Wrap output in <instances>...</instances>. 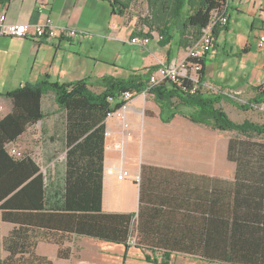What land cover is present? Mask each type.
<instances>
[{
	"label": "crops",
	"instance_id": "1",
	"mask_svg": "<svg viewBox=\"0 0 264 264\" xmlns=\"http://www.w3.org/2000/svg\"><path fill=\"white\" fill-rule=\"evenodd\" d=\"M226 3L228 24L214 37L203 66V91L245 103L253 95L251 87L264 82V48L256 45L264 33V0ZM0 18L34 25L49 20L85 33L68 39L0 36V119L11 111L5 93L43 75L59 82L124 76L132 70L133 44L141 47L145 59L139 69L187 54L176 46L175 35L160 43L158 32L135 26L134 18L125 14L113 15L102 0H0ZM135 33L149 38L146 45L133 42ZM188 70L196 78L190 66ZM53 101L51 95L43 97L46 116L6 149L27 151L35 159L33 143H23V137L61 144L63 116ZM221 107L236 122L257 121L256 109L242 112L227 101ZM120 109V115L105 119L102 210L132 215L128 243L62 231L53 225L55 219L15 215L3 220L0 214V259L9 249L24 252L26 259L32 249L51 264H264V134L192 122L188 106L164 121L148 92L133 95ZM260 115L264 119L263 111ZM232 139L237 159L228 158ZM215 250L224 257L231 253V260L217 261Z\"/></svg>",
	"mask_w": 264,
	"mask_h": 264
},
{
	"label": "trees",
	"instance_id": "2",
	"mask_svg": "<svg viewBox=\"0 0 264 264\" xmlns=\"http://www.w3.org/2000/svg\"><path fill=\"white\" fill-rule=\"evenodd\" d=\"M102 1L109 4L113 15L125 14L136 2L143 3L145 8L139 14L138 25L158 32L160 43L172 40L175 35L176 46L186 50L200 42L213 13L225 11L227 4L226 0ZM226 26L213 27V39ZM138 34L135 33L133 39L141 36ZM240 51L247 52V48ZM208 55L186 57L187 61L199 65L196 78L190 77L188 71L184 76L165 78L150 86L151 74L167 64L164 63L139 70L126 69L124 76L109 74L72 82L55 81L46 74L34 84L26 83L5 93L11 102V111L0 119L1 219H11L15 215L29 218L40 216L55 219L53 225L62 231L127 244L131 236L132 215L102 210L105 119L109 111H115L125 103L122 99L125 91L132 95L140 92L152 94L164 121L174 117L180 107L188 106L192 111L187 117L192 122L220 131L264 134V119L253 121L246 118L236 122L221 107V102L227 101L242 112L251 108L264 112V82L251 87L253 95L245 103L212 90L203 91L201 73ZM46 95L53 97L57 111L63 116L61 145L64 159L60 167L56 163L41 171L31 153L21 152L18 157L10 154L6 146L16 142L29 125L36 124L46 116L41 107V100ZM232 148L233 139L229 144L228 158L237 159ZM170 250L192 252L191 248L185 247H172ZM215 254L217 261H230L232 257L231 253L229 257H224L223 251L215 250ZM23 255L24 252L9 249V255L0 259V264H51L34 254L32 249L28 251V258L23 259Z\"/></svg>",
	"mask_w": 264,
	"mask_h": 264
},
{
	"label": "built area",
	"instance_id": "3",
	"mask_svg": "<svg viewBox=\"0 0 264 264\" xmlns=\"http://www.w3.org/2000/svg\"><path fill=\"white\" fill-rule=\"evenodd\" d=\"M3 18H0V36H11V37H18V38H44L47 37L49 39H58V38H73L77 36H85V33L74 29V28H65V27H56L50 23L48 20L42 24L34 25V24H18V23H5L3 22ZM228 19L223 12L213 13L212 18L210 20L209 26H206L203 30V34L201 36L200 42L193 48L187 49L186 57L197 58L201 57L205 53H209L212 47V42L214 39L211 35V31L213 27L216 25H227ZM148 37H135L133 42L138 44H144L148 42ZM258 48H264V33L259 36L258 41L256 43ZM184 57L178 61H172L167 63L166 65H162L158 67V69L153 72L149 79L150 86L154 85L155 83L161 81L162 79H176L179 76H184L188 73V66H190L194 72L199 69V65L195 63H191L186 60ZM132 94L125 91L122 94V99L125 103H128L132 99ZM124 103V104H125ZM123 104V105H124ZM122 105V106H123ZM121 108V107H120ZM118 108L115 111L108 112L107 118L112 117L113 115H120L121 109ZM8 152L15 156H20V152L15 150V148H9ZM122 177L121 175L119 176Z\"/></svg>",
	"mask_w": 264,
	"mask_h": 264
},
{
	"label": "rangeland",
	"instance_id": "4",
	"mask_svg": "<svg viewBox=\"0 0 264 264\" xmlns=\"http://www.w3.org/2000/svg\"><path fill=\"white\" fill-rule=\"evenodd\" d=\"M145 5L143 3L140 2H136L134 3L131 8H128V10L125 12V16L129 17V20L134 18V23L135 26H138V20H139V14L142 13L141 10H143L145 7ZM42 38V37H41ZM39 38V39H41ZM47 38V37H44ZM43 38V39H44ZM133 48H134V56L131 57V67L130 69L132 70H136L139 69L141 67V64L144 62V55L141 52V47L139 45L133 44ZM187 51V50H186ZM220 54V53H219ZM221 55H218V59H221ZM250 58H255L254 55L250 56ZM261 59V58H260ZM258 61V60H257ZM215 63V62H212ZM248 63H252L251 60L248 61ZM260 110H256L253 113V116L255 118H257V121H262V116L260 115ZM261 116V117H260ZM22 142L28 144L33 143V147L31 150V152L33 153V156L35 157V159L39 162V164L42 166L43 169H47L50 168L53 164V161L50 163V160L54 158V162H58L61 163L63 161V156H64V152L62 150V145L58 142L55 143H49L47 141H38L35 139H31L30 137H23L22 138ZM38 145H40V148L38 147ZM26 148V146L21 148V151H24ZM18 151V150H17ZM21 153V152H20Z\"/></svg>",
	"mask_w": 264,
	"mask_h": 264
}]
</instances>
